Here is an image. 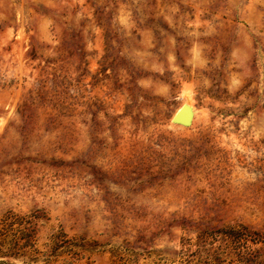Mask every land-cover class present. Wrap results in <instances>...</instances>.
<instances>
[{
	"label": "rangeland",
	"instance_id": "374dc122",
	"mask_svg": "<svg viewBox=\"0 0 264 264\" xmlns=\"http://www.w3.org/2000/svg\"><path fill=\"white\" fill-rule=\"evenodd\" d=\"M0 264H264V0H0Z\"/></svg>",
	"mask_w": 264,
	"mask_h": 264
},
{
	"label": "water",
	"instance_id": "95a60500",
	"mask_svg": "<svg viewBox=\"0 0 264 264\" xmlns=\"http://www.w3.org/2000/svg\"><path fill=\"white\" fill-rule=\"evenodd\" d=\"M178 117H179V119H183L185 117V113L183 111H181L179 113V116Z\"/></svg>",
	"mask_w": 264,
	"mask_h": 264
},
{
	"label": "bare ground",
	"instance_id": "6f19581e",
	"mask_svg": "<svg viewBox=\"0 0 264 264\" xmlns=\"http://www.w3.org/2000/svg\"><path fill=\"white\" fill-rule=\"evenodd\" d=\"M186 110H187V108H184L182 111L185 113L186 112ZM179 116V114L177 115V117ZM190 116H187L186 118H183V119H181V120H186V119H188ZM179 118V117H178Z\"/></svg>",
	"mask_w": 264,
	"mask_h": 264
}]
</instances>
